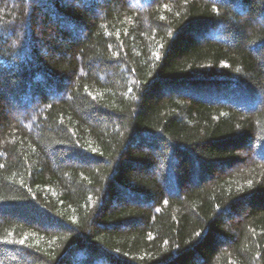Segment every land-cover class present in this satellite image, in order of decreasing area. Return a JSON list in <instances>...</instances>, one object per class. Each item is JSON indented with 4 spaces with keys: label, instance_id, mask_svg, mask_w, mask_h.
<instances>
[{
    "label": "trees",
    "instance_id": "trees-1",
    "mask_svg": "<svg viewBox=\"0 0 264 264\" xmlns=\"http://www.w3.org/2000/svg\"><path fill=\"white\" fill-rule=\"evenodd\" d=\"M0 264H264V0H0Z\"/></svg>",
    "mask_w": 264,
    "mask_h": 264
},
{
    "label": "snow or ice",
    "instance_id": "snow-or-ice-1",
    "mask_svg": "<svg viewBox=\"0 0 264 264\" xmlns=\"http://www.w3.org/2000/svg\"><path fill=\"white\" fill-rule=\"evenodd\" d=\"M157 58H158V57H157ZM23 242H24L23 240L20 241V243H23Z\"/></svg>",
    "mask_w": 264,
    "mask_h": 264
}]
</instances>
